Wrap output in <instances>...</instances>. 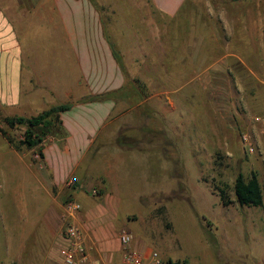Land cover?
<instances>
[{"label": "crops", "instance_id": "1", "mask_svg": "<svg viewBox=\"0 0 264 264\" xmlns=\"http://www.w3.org/2000/svg\"><path fill=\"white\" fill-rule=\"evenodd\" d=\"M130 1L133 16L124 30L114 0H0V127L17 135L24 127L10 128L4 117H30L72 103L60 113V128L51 130L41 145V159L28 156L36 148L18 149L0 132V219L9 234L0 264H65L60 254L68 245L62 212L70 200L82 204L75 221L92 257L101 264H122L118 232L122 227L133 231L135 221L124 206L147 193L133 191L131 168L145 169L149 151L111 145L108 139L119 132L111 127L133 108L164 99L171 91V75L187 73V50L181 53L180 40L172 48L169 35L186 0ZM188 2L195 26L205 22L208 28V20L211 26L208 34L201 29L195 36L194 82L202 88V75H208L216 104L228 105L229 91L235 89L230 61L248 64L230 50L227 22L223 33L214 29L217 18L212 8L206 9L211 4ZM220 17L224 22L225 14ZM238 21L247 41L264 42V0H244ZM139 81L146 91L141 101ZM186 84L184 76L172 90ZM238 105L219 108L232 127ZM94 148L97 152L89 158ZM139 178L146 186V173ZM132 247L149 253L139 241ZM159 253L173 259L171 253Z\"/></svg>", "mask_w": 264, "mask_h": 264}, {"label": "rangeland", "instance_id": "2", "mask_svg": "<svg viewBox=\"0 0 264 264\" xmlns=\"http://www.w3.org/2000/svg\"><path fill=\"white\" fill-rule=\"evenodd\" d=\"M114 1L122 28L127 30L126 25L133 16L129 8L131 1ZM203 2L211 4L206 9L212 8L213 17L217 18L214 29L223 33L227 22L230 50L238 52L248 64L244 65L238 58L230 61L229 76L235 89L229 91L232 94L230 103L220 107L240 103L239 113L232 112L236 119L234 127L219 110L214 100L216 92L207 84L208 75H202V88L194 82L195 74L191 71L195 66L192 55L195 36L201 29L208 34L211 26L209 20L208 28L205 22L201 28L195 26L194 19L188 17L189 2L186 0L180 16L171 22L169 35L172 48L180 40L181 53L187 50V73L171 75V91L165 93L164 99L156 97L155 104L133 108L114 123L111 129L119 132L116 138L108 141L111 145H129L138 151H149L146 168L133 166L129 177L134 192L147 189L139 202H128L124 206L135 219L131 231L133 242L139 241L149 251L171 253L169 256L173 255V259L191 258L193 264L195 261L198 264H264V203L262 206H241L235 201L225 206L219 196V189L227 187L230 197L235 199L234 181L239 171L246 176L256 172L264 192V133L254 120V115H264V42L246 40L242 23L238 21V17L242 18L244 0ZM102 11L110 14L107 8ZM223 13L224 22L220 17ZM38 34L46 40L47 35L39 26ZM184 76L187 84L173 91ZM242 100L255 109L244 106ZM56 128L54 125L53 130ZM244 132L252 133L256 139L254 154L244 147L241 138ZM1 138L4 140L2 135ZM96 152L94 148L88 157ZM29 153L34 161L35 153ZM141 173L148 176L146 186L139 178ZM8 237L0 219V254L6 253Z\"/></svg>", "mask_w": 264, "mask_h": 264}, {"label": "trees", "instance_id": "3", "mask_svg": "<svg viewBox=\"0 0 264 264\" xmlns=\"http://www.w3.org/2000/svg\"><path fill=\"white\" fill-rule=\"evenodd\" d=\"M118 60L121 57L115 52ZM140 92L139 101L146 97V91H144V84L139 81ZM91 99H94L91 97ZM72 107V103H61L51 106L43 112L27 116H6L3 118L5 123L10 128L24 127V130L17 134L11 135L8 130L0 127V132L18 149L24 147L36 148V152L42 157L40 150L46 136L51 130L54 129V125L57 126L55 130H58L61 125L60 113L66 111ZM39 148V150H38ZM235 199L231 198L227 192V187H221L219 189V196L222 203L228 206L235 201L241 206H262L264 203V192L262 184L259 179V175L253 172L250 176H246L243 171H239L234 181ZM164 264H192L188 260H173L168 258Z\"/></svg>", "mask_w": 264, "mask_h": 264}, {"label": "built area", "instance_id": "4", "mask_svg": "<svg viewBox=\"0 0 264 264\" xmlns=\"http://www.w3.org/2000/svg\"><path fill=\"white\" fill-rule=\"evenodd\" d=\"M254 120L261 126L264 133V115H255ZM241 138L248 153L254 154L257 151L254 135L250 132H244ZM34 156L40 158L39 153H35ZM71 182L69 180L68 184H71ZM81 210L82 204L76 200L67 201L63 205V234L68 241V245L61 248L60 254L65 264H101L98 259L92 257L86 244L85 232L81 225L75 221ZM119 240L123 247L122 264H164L165 260L156 250L144 253L133 249L134 235L128 228L123 227L120 229Z\"/></svg>", "mask_w": 264, "mask_h": 264}]
</instances>
